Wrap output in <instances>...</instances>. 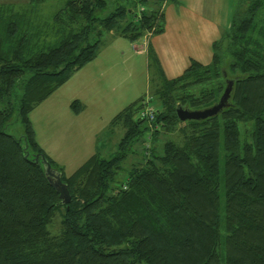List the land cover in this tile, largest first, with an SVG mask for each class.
<instances>
[{
  "label": "trees",
  "instance_id": "trees-1",
  "mask_svg": "<svg viewBox=\"0 0 264 264\" xmlns=\"http://www.w3.org/2000/svg\"><path fill=\"white\" fill-rule=\"evenodd\" d=\"M45 1L0 5V264H264V0H233L208 65L166 79L149 47L154 119L134 120L138 103L123 109L110 123L124 130L115 154L95 152L69 176L37 143L30 113L106 34L131 44L161 34L163 4L176 0H66L47 20L36 16ZM228 80L217 116L178 120L177 107L215 104ZM14 121L20 137L6 131ZM35 155L61 174L69 204Z\"/></svg>",
  "mask_w": 264,
  "mask_h": 264
},
{
  "label": "rangeland",
  "instance_id": "rangeland-1",
  "mask_svg": "<svg viewBox=\"0 0 264 264\" xmlns=\"http://www.w3.org/2000/svg\"><path fill=\"white\" fill-rule=\"evenodd\" d=\"M65 1L46 0L36 10V16L50 19ZM28 2L0 0V5H12L19 10ZM103 42L96 61L80 73L71 75L29 116L37 143L66 176L73 174L95 152L104 158L115 154L124 130L120 126L110 128L111 120L133 103H138L133 116L138 120L140 104L148 99L154 87L152 83L157 80L148 67L145 48L140 46L141 39L131 44L122 37L106 34ZM75 100L82 107L77 114L70 107ZM155 106L159 104L155 102ZM6 131L20 137L23 129L19 121H14ZM174 135L176 137V133ZM143 140L145 145V134ZM140 144H137L139 153ZM58 229L59 217L51 232L55 234Z\"/></svg>",
  "mask_w": 264,
  "mask_h": 264
},
{
  "label": "crops",
  "instance_id": "crops-1",
  "mask_svg": "<svg viewBox=\"0 0 264 264\" xmlns=\"http://www.w3.org/2000/svg\"><path fill=\"white\" fill-rule=\"evenodd\" d=\"M232 9L233 0L165 2L164 31L142 38L140 46L146 53L152 48L166 79L176 78L192 61L202 65L211 62L212 44L229 28ZM97 57L77 72L91 65Z\"/></svg>",
  "mask_w": 264,
  "mask_h": 264
},
{
  "label": "water",
  "instance_id": "water-1",
  "mask_svg": "<svg viewBox=\"0 0 264 264\" xmlns=\"http://www.w3.org/2000/svg\"><path fill=\"white\" fill-rule=\"evenodd\" d=\"M232 82L227 81L226 87L218 101L206 108L191 110L184 107L176 108V115L180 122L186 121H201L207 118H212L217 116L219 112L228 106V100L230 97ZM26 153L25 155H27ZM34 162L37 164L39 162L43 163L45 167V174L47 176V180L53 189L58 193L59 199L62 204H69L71 201V196L67 189V186L61 181V174L56 170L51 168V165L43 156L35 155Z\"/></svg>",
  "mask_w": 264,
  "mask_h": 264
},
{
  "label": "built area",
  "instance_id": "built-area-1",
  "mask_svg": "<svg viewBox=\"0 0 264 264\" xmlns=\"http://www.w3.org/2000/svg\"><path fill=\"white\" fill-rule=\"evenodd\" d=\"M140 117L146 120H153L156 114L155 108L151 105L150 100L146 99L143 102L142 109L140 110Z\"/></svg>",
  "mask_w": 264,
  "mask_h": 264
}]
</instances>
